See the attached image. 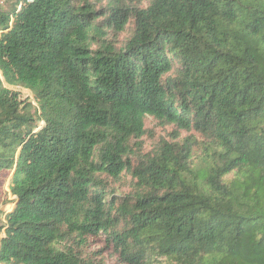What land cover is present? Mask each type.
Returning <instances> with one entry per match:
<instances>
[{"label":"trees","instance_id":"1","mask_svg":"<svg viewBox=\"0 0 264 264\" xmlns=\"http://www.w3.org/2000/svg\"><path fill=\"white\" fill-rule=\"evenodd\" d=\"M21 1L0 5V264H264V0Z\"/></svg>","mask_w":264,"mask_h":264},{"label":"rangeland","instance_id":"2","mask_svg":"<svg viewBox=\"0 0 264 264\" xmlns=\"http://www.w3.org/2000/svg\"><path fill=\"white\" fill-rule=\"evenodd\" d=\"M16 0H0V5L2 7L5 8H10L12 7L16 2ZM1 77V76H0ZM2 78V77H1ZM4 80V77L2 78ZM6 84V83H5ZM8 87L10 88V90H12L13 92L17 93L18 95V99H26L28 98L30 101H32L35 105H37L35 96L33 94V92L31 93L29 90H26V88H23L21 86H17V85H8ZM148 127L150 129H152V131L155 133V137L160 136V135H167V132L172 131V126H162L159 124V122L156 119L150 118L148 119ZM152 142H153V137H146V144H145V148L146 149H150L152 146ZM10 179H11V175L9 176V178L5 181L4 183V188L5 190L8 192V196H7V201H13L16 197H14L11 193L10 187H9V183H10ZM119 186V185H116ZM125 187H121L119 188L118 191H122L125 190ZM14 206V202H10V203H6L3 204L1 207L3 209V211H10ZM4 216V215H3ZM3 235L0 234V237ZM102 244H96L92 247V249H96L97 247H100ZM106 264H114L115 263V259L114 257H110L109 254L106 252L105 254V259H104Z\"/></svg>","mask_w":264,"mask_h":264},{"label":"built area","instance_id":"3","mask_svg":"<svg viewBox=\"0 0 264 264\" xmlns=\"http://www.w3.org/2000/svg\"><path fill=\"white\" fill-rule=\"evenodd\" d=\"M23 1H29V2H31V1H33V0H22L21 2H23Z\"/></svg>","mask_w":264,"mask_h":264}]
</instances>
